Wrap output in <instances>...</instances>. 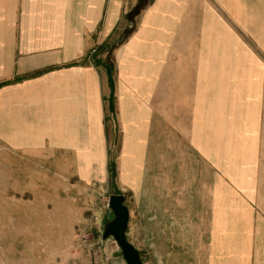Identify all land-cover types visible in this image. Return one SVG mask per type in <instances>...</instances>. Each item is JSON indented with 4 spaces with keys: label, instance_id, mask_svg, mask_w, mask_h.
I'll return each mask as SVG.
<instances>
[{
    "label": "crops",
    "instance_id": "crops-1",
    "mask_svg": "<svg viewBox=\"0 0 264 264\" xmlns=\"http://www.w3.org/2000/svg\"><path fill=\"white\" fill-rule=\"evenodd\" d=\"M221 17L260 20L264 38V0H0V214L108 180L116 135L119 189L171 215L150 225L147 264H264V135L258 206L203 216L204 87L237 67ZM173 189L195 204L173 208Z\"/></svg>",
    "mask_w": 264,
    "mask_h": 264
},
{
    "label": "rangeland",
    "instance_id": "rangeland-1",
    "mask_svg": "<svg viewBox=\"0 0 264 264\" xmlns=\"http://www.w3.org/2000/svg\"><path fill=\"white\" fill-rule=\"evenodd\" d=\"M246 23L245 17H221L220 26L226 29H220L224 46L231 43L237 50L235 79L228 77L227 70L221 71L220 85L204 87L202 155L214 174L204 183L202 192L205 221H211L213 217L217 220L218 208L224 211L220 214V218H224L228 217L227 209L259 204L260 138L264 135L260 132L264 127V38L260 36V20L247 23L253 36L245 31ZM228 28L234 31V38L226 36ZM247 83H252L249 85L252 102H247L250 100ZM114 112L113 101L107 116V124L112 129L115 126ZM157 118L161 119L158 115ZM248 136H251L249 140ZM113 138L110 149L112 165L116 135ZM112 165L109 179L104 177V182L93 174L90 182L75 177L70 182L59 183L58 198L38 199V205L43 202V213L39 211L42 207L38 206L36 213L0 214V264H126L116 240L112 237L102 240L104 225L114 218L108 209L111 195L128 197L131 221L127 238L147 264L150 225L161 223L164 216L171 215L150 214L148 211L153 206L150 207L151 198L146 196L147 192L138 199L133 198L129 190H120ZM233 172L234 177H230ZM204 174L206 179L207 172ZM179 194L180 191L173 189V208L185 201ZM23 200L33 201L29 198ZM191 203L195 204L188 198L184 205Z\"/></svg>",
    "mask_w": 264,
    "mask_h": 264
},
{
    "label": "water",
    "instance_id": "water-1",
    "mask_svg": "<svg viewBox=\"0 0 264 264\" xmlns=\"http://www.w3.org/2000/svg\"><path fill=\"white\" fill-rule=\"evenodd\" d=\"M128 197L125 195H111L108 209L114 218L108 221L103 228L102 240L114 238L118 243L126 264H144L140 252L128 241L127 233L131 219L129 207L126 205Z\"/></svg>",
    "mask_w": 264,
    "mask_h": 264
}]
</instances>
